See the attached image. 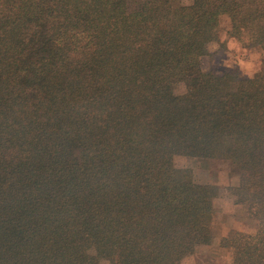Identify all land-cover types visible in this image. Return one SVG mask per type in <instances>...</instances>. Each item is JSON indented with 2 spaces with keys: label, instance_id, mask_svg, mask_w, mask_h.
<instances>
[{
  "label": "trees",
  "instance_id": "1",
  "mask_svg": "<svg viewBox=\"0 0 264 264\" xmlns=\"http://www.w3.org/2000/svg\"><path fill=\"white\" fill-rule=\"evenodd\" d=\"M180 1L0 0V264L179 261L221 191L177 177L182 156L229 162L254 226L220 244L264 264V58L200 64L222 15L264 46V0Z\"/></svg>",
  "mask_w": 264,
  "mask_h": 264
},
{
  "label": "rangeland",
  "instance_id": "2",
  "mask_svg": "<svg viewBox=\"0 0 264 264\" xmlns=\"http://www.w3.org/2000/svg\"><path fill=\"white\" fill-rule=\"evenodd\" d=\"M191 0H185L190 2ZM174 5H180V0H174ZM230 28L229 18L222 15L219 20L218 38L213 41L218 46L215 49L208 46V54L201 57L200 64L202 70L212 73H222L226 68L237 69L244 77L253 76L261 67L264 58V46L246 47L242 43L241 48L247 52L227 47V40L221 41V35L226 34L233 38L228 30ZM237 40V39H236ZM238 41V40H237ZM258 54V55H257ZM243 59L246 63L240 64ZM251 60L252 67L247 66ZM185 86L182 83L176 85L177 93L183 92ZM175 166L177 177L197 182H207L218 185L220 193L215 202V209L211 217L212 236L210 238H199L194 243L190 252L184 255L179 261H166L161 264H230L231 253L226 247L220 244V237L228 235L233 230H251L254 223L247 217L246 207L238 199L245 198V190L239 186L236 173L230 169L229 162L220 158H201V157H176ZM80 187L91 190L93 187L92 175L89 172L78 182ZM109 256L111 259L120 260L122 249L111 247ZM161 258L150 255L146 258L147 264H160ZM86 264H93L89 259Z\"/></svg>",
  "mask_w": 264,
  "mask_h": 264
},
{
  "label": "clouds",
  "instance_id": "3",
  "mask_svg": "<svg viewBox=\"0 0 264 264\" xmlns=\"http://www.w3.org/2000/svg\"><path fill=\"white\" fill-rule=\"evenodd\" d=\"M220 39H221V41H224V40H227V41H228V43H227V47H228L230 50H231V49H236L238 52H240V51H243V52H245V53L247 52V49H242V48H241V44H240V42L237 41L235 37H233V38H229L226 34H224V35H221ZM217 46H218V45H217L215 42H211V44H210V47H211L212 49H215ZM257 55H258V54H257ZM245 63H246V62H245L243 59L240 60V64H241L242 66H244ZM247 66H248L249 68L252 67L251 60H249V61L247 62Z\"/></svg>",
  "mask_w": 264,
  "mask_h": 264
}]
</instances>
